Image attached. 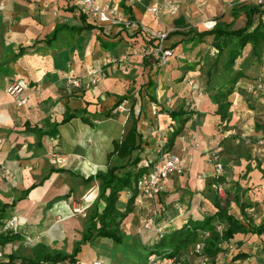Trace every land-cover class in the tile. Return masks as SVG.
I'll return each mask as SVG.
<instances>
[{
	"label": "crops",
	"instance_id": "1",
	"mask_svg": "<svg viewBox=\"0 0 264 264\" xmlns=\"http://www.w3.org/2000/svg\"><path fill=\"white\" fill-rule=\"evenodd\" d=\"M6 1L7 6L0 12V39L5 42V49L0 51V201L18 200L26 190L34 187L25 198L18 200L12 211V214L18 212L22 217L19 230L16 231L24 239L0 245L4 252L1 264H8V255L20 250V247H16L9 252L6 250L9 245L20 246L29 239L30 231L25 227V217H31L33 211V216H38L40 210H43L42 217L46 213V217L60 221L71 216V204L75 207L84 205L85 211L87 202L93 206L99 195V181L86 179L99 171H107L109 154L113 151L115 142L125 138L133 119H137L138 131L142 137L141 162L155 156L157 141L151 136L150 130L158 126L156 122L162 120L166 124V131L162 132L168 138L179 124L169 114H159L158 117L152 115L156 111L146 107L145 101L141 100L131 106L134 115L128 128L129 111L108 116V110L115 108L122 98L125 97L124 101L127 99L125 94L131 87L135 74H130L129 68L134 65L139 68L141 63L143 66L147 65V72L154 73L156 70L155 60L150 58L145 61V57L141 55L132 56L128 65L116 66L111 62L128 52L132 46L144 42L146 37L142 31L99 23L83 12L75 0ZM100 1L115 4L128 18L133 17L153 30L169 32L167 41L174 44L175 54L166 68L164 78L179 77L186 81L193 77L198 86L199 80H202V66L208 55H211L212 67H208L207 72L210 69H213L214 75L217 72L218 76H213L215 80L221 73L224 75L219 85L214 82L205 85L202 83L203 92L200 95L193 92L195 99H192V90L189 89L184 96L191 98L192 103L183 97L180 99L182 106L171 109L192 115L170 148L173 153L186 159L187 168L183 175H173L166 182L156 200L145 199L141 206H135L123 221V242L149 253L157 236L152 231L143 229L142 221L148 216L157 214V224L166 231H171L189 220H202L216 211L214 201L217 193L213 188L215 177L209 161L213 150H218L220 156L223 153L225 157L222 184L226 188V194L234 199L238 185L247 189L244 200L252 204L247 209L248 216L256 224H260L264 217L261 221H256L250 212L256 204L251 196L252 188L260 190L264 187V161L259 156L264 147L255 146L250 151L247 149L249 152L246 157H253L255 163L249 159L240 169L237 160L230 158L232 155L229 151L232 152L231 139L237 132L250 133L260 144L264 143V130L261 128L264 125V92L258 95L249 92V86L255 81L261 80L264 84V57L258 62L250 55L251 46L247 45L237 59L235 71H242L246 76L237 82L230 97L232 118L226 127L216 113L217 105L213 103L212 96L222 89L227 52L215 64L218 51L213 45V36L200 40L195 37V32L189 36L171 34L174 31L209 30L204 25L207 20L232 23L234 28L242 27L247 19L245 12L240 11L238 16H234L231 9L234 4L251 0H176L180 6L177 14L161 13L158 16L152 14L149 7L159 0ZM259 8L264 10V7ZM82 15H85L86 21L82 19ZM261 20L264 22V14H257L255 25ZM87 23L94 25V28L85 29L76 37L69 31H64L53 43L45 41L57 25L83 26ZM191 37L195 38L190 40ZM7 47H10V51ZM20 47H25V51L18 55ZM192 52L196 58L194 61L191 59ZM93 67L100 68L102 79L96 85L87 87V77ZM72 77L79 79L83 86L71 84ZM14 80H24L28 84L23 93L25 103L17 102L7 91L8 84ZM150 80L152 79L145 80L147 87L155 91L156 85L150 84ZM154 97L156 95L152 97L153 102ZM250 104L258 105L256 109L254 106L250 109ZM138 107L142 108L140 113L137 112ZM74 113L76 114L70 121L62 122L66 116ZM162 128L160 127L161 130ZM43 132L46 134L41 136ZM213 147L217 148L210 150ZM237 156L238 153L234 155ZM148 157L150 158L147 159ZM58 158L62 159L61 163ZM114 159L116 160L114 157L112 163L116 162ZM249 163L252 170L247 172ZM259 177L262 180H257ZM122 194L123 202L127 203V190ZM102 199L104 205L105 198ZM178 205L184 207L182 214L177 210ZM229 212L244 222L236 202H232ZM223 224L227 226L226 223ZM55 231L58 232V229ZM55 231L53 229L52 233ZM111 241L114 242L110 238L99 237L91 243L97 246L95 248L99 256H102V259H94V262L99 260L101 264H113L111 258H103L107 256L108 250L102 249L104 245L108 249L113 247ZM38 242L49 245L48 240H37L30 247V252L25 254H30L32 247ZM229 244L234 245V248L225 244L224 250L217 255H206L210 264H249V261L264 264L263 236L238 233ZM192 248L193 245L179 254L183 264H199L201 256L189 255ZM102 252L104 253L101 254ZM117 253L122 254L120 251ZM238 253L248 256L235 259ZM80 261L79 255L77 264ZM141 264L145 262L142 261Z\"/></svg>",
	"mask_w": 264,
	"mask_h": 264
},
{
	"label": "trees",
	"instance_id": "2",
	"mask_svg": "<svg viewBox=\"0 0 264 264\" xmlns=\"http://www.w3.org/2000/svg\"><path fill=\"white\" fill-rule=\"evenodd\" d=\"M240 11L245 12L247 19L245 25L239 28H234L232 23L219 21L210 30L202 32L194 30L174 31L171 33L189 36L195 32V37L197 36L200 40L213 36V45L218 51L215 64L221 60L224 52H227L224 61L225 80L222 89L212 96L213 103L217 105L216 113L220 116L221 123H225L226 127H228V123L232 118V101L230 97L235 90L237 82L246 76V73L242 71H235L237 59L241 56L247 45L251 46L250 55L258 62H261L264 57V22L261 20L255 25V16L257 14H264V10L251 2L238 3L232 6L231 13L234 16H238ZM82 19L86 21L85 15H82ZM130 19L135 18L130 17ZM88 28H94V25L89 23L83 26L57 25L45 41L48 44L53 43L58 35L64 31H69L73 37H76ZM195 37H191L190 40ZM24 51L25 47H20L18 55ZM149 83L153 84L154 82L150 80ZM124 99L125 97L115 106H118ZM153 100L157 103L156 97ZM162 110L179 122L178 126L174 128L171 137H169L168 146L172 148L175 138L182 133L185 124L190 120L192 115H187L182 110ZM75 114L66 116L62 122L70 121ZM137 122L136 118L133 119V123L125 138L122 141L115 142L114 149L109 154V167L107 171H99L86 179L87 181H99V195L97 201L91 207L81 239L75 242L72 251L68 252L60 248L51 247L44 242H38L32 247L30 254L22 253L20 250L10 253L8 255V264H77L83 247L99 237L110 238L115 243L123 242L122 224L135 208V198L138 194L136 184L141 174L146 170L145 167L139 166L142 160V137L138 131ZM261 128L264 130V125ZM44 134L46 132L41 133V136ZM114 157L116 158V162L112 163ZM259 166H261V163H259ZM251 170L252 167L249 163L246 171L249 172ZM215 181L222 183L224 179L221 176L215 179ZM33 187L26 190L18 200L25 198ZM125 190L132 191V194L127 200L125 210H121L117 203L122 192ZM236 190L234 199H231L228 194H226L225 198L216 194L214 201L216 211L212 215L202 220H189L181 227L167 231L162 237H157L150 251L168 248L172 250L173 255H179L184 249L192 245L194 246L200 240V235L208 232V237L204 239L205 247L203 254L205 256H215L223 251L224 244L230 243L238 233H252L264 237V218L260 224H256L248 216L247 209L252 204L244 200L247 189L238 185ZM102 198H105L103 207L100 206ZM18 200L11 202L0 201V229L6 220L11 218L12 211L15 209ZM233 201L239 205L244 222L229 212V207ZM214 220L224 222L227 226L219 230L213 222ZM23 239L24 236L16 230L0 231V245L2 246L22 241ZM247 256L245 253H238L235 259Z\"/></svg>",
	"mask_w": 264,
	"mask_h": 264
},
{
	"label": "built area",
	"instance_id": "3",
	"mask_svg": "<svg viewBox=\"0 0 264 264\" xmlns=\"http://www.w3.org/2000/svg\"><path fill=\"white\" fill-rule=\"evenodd\" d=\"M77 5L93 20L102 23L121 26L126 29H134L142 31L145 35V41L139 45L132 46L128 52L123 53L117 59L111 62L118 66L120 64L128 65L129 59L132 56L141 55L142 57L156 56L158 58L159 70L163 69L169 59L175 54V49L166 47L165 41L168 39L169 32L165 30H153L136 19L128 18L125 13L119 9L115 4L103 3L100 0H75ZM252 4L264 7V0H251ZM6 7L4 0H0V12ZM180 6L176 0H159L149 7V11L155 16L161 13L177 14ZM216 21L207 20L204 25L206 29H213ZM161 75V74H160ZM102 79L101 70L99 67H93L87 77V87H92L99 83ZM70 83L76 87H82L83 83L72 77ZM188 83L191 86L198 87L194 79L189 78ZM28 84L24 80H14L10 83L8 93L10 96L19 103H25L26 98L23 96ZM249 92L253 95H258L264 92V84L261 80L255 81L249 86ZM202 91L199 92L200 95ZM192 107V106H191ZM129 109L125 105V101L121 102L115 107L114 112H128ZM142 111L141 107H138L137 112ZM150 134L157 141V148L154 158L148 161H142L139 166H143L146 170L139 177L136 187L138 194L135 198V206H141L144 200L154 201L162 193L166 182L173 175L184 174L187 168V161L183 157L175 154L169 148V138L165 135L160 127L154 126L150 130ZM184 139V137H182ZM209 161L213 163L215 169V178H219L223 175L225 165L221 160L220 152L213 150L209 155ZM58 162H62V159L58 158ZM213 188L216 193L222 197L226 195V188L222 183L215 181ZM132 191L127 190L128 198L131 196ZM177 210L180 214L184 212V207L177 206ZM19 225V221L16 217H12L6 220L0 231H7L15 229ZM143 229L146 231H152L157 237H162L167 231L157 224V214L148 216L142 221ZM221 230L220 228H218ZM209 233L204 232L198 242H196L191 249L192 255L201 256L199 264H210L206 256L203 254L205 242L204 239L208 237ZM228 244V247L234 248V245ZM224 244V246H225ZM4 259V252L0 248V261ZM1 264V263H0ZM61 264V263H60ZM93 264H101L99 260ZM145 264H183L180 255H173L171 249L153 250L150 251L146 257Z\"/></svg>",
	"mask_w": 264,
	"mask_h": 264
},
{
	"label": "rangeland",
	"instance_id": "4",
	"mask_svg": "<svg viewBox=\"0 0 264 264\" xmlns=\"http://www.w3.org/2000/svg\"><path fill=\"white\" fill-rule=\"evenodd\" d=\"M4 1L7 6V1L6 0ZM4 44L5 42L0 39V51L1 52L5 49ZM165 45L166 47H170V48L174 47V44L168 42L167 40L165 41ZM205 48H208V47H205ZM7 50L10 51V47H7ZM191 56H192L191 59L193 58V61H194L195 57H193V52L191 53ZM150 58H153L156 63V70L154 73H152L151 71L147 72L145 70V67L147 65L143 66L141 65V63H140L139 68H137L136 65L129 68L130 74L131 73L132 74L135 73V74L132 77L133 81H132L131 87L127 90V93L125 94V96H127V99L125 100V105L129 109L128 113H130V116H129L130 118L126 125L127 128L129 127L131 120H132V116L134 115L133 110L131 109V106L136 101L138 100H141L143 102L145 101L146 107H151L153 111L154 110L156 111V113L152 115L158 117L159 114H163V116H166L167 113L164 112L162 109L164 110L179 109L183 104L182 100L180 99L185 97L184 95L185 93H187V91H189V89L192 90V94H191L193 95L192 99H195L193 92L196 91L198 95L200 91L203 92V88L205 84H211L212 82H214L215 85H219V83L223 80V77H224L223 73H221L219 75L220 77L215 80V78L213 79V76H218V73L216 72V75H214V73L212 72L213 69H210L209 73L207 72L208 67L210 66L212 67V60L210 59L211 55H208L206 57L205 63L202 66L203 67V70H201L202 75H200V79L202 78V80H199L198 87L191 86L188 83L189 78L186 81H184L183 78H179V77L177 78H168V77L166 78L165 77L164 78L166 74V68L170 64L172 58H170L168 63L165 66H163V69H161V71L159 70L158 58H156V56L145 57L144 60L148 61V59ZM149 78L152 79L156 85L155 91H153L152 88L147 87V82H145V80ZM191 78L193 79V77ZM202 83L204 84L203 86H202ZM9 85L10 84H8L7 91H8ZM171 86H174V89H171ZM153 95H156L157 103L152 101ZM185 98H187V101L191 99L188 96H186ZM191 103L192 102L190 100V104ZM257 105L250 104L249 107L251 109L254 106V109H256ZM113 108L107 111L108 116H117L118 114H120V112H114L115 108L114 109ZM122 113H126V112H122ZM156 124H158V127H163L162 131H166V124L162 120L157 121ZM123 135L124 133L121 134L119 138L122 137ZM233 135L234 136L231 139L232 152L229 151V153L232 155L230 158H234L237 160L238 169L244 167L246 161L249 159L252 160V163H255V161H253L254 160L253 157H246V154L255 146H258L259 148L264 147V143L260 144L258 140H255L253 138L254 135L250 133L249 134H239L237 132L236 134H233ZM215 148L217 147H213L210 150L215 149ZM247 149H249V151ZM237 153H238V156L234 157V155ZM259 156L262 157V160L264 161V150H262ZM149 158L150 157H148L147 159ZM221 160L224 163V165H226V161H225V157L223 156V153L221 155ZM114 161L116 160L114 159ZM210 164L212 166V171L215 177L214 165L211 162ZM257 180H262V179L261 177H259L257 178ZM251 196L253 198V201L256 202V204L254 205V210L250 212V215H252L256 221H261L262 218L264 217V187L260 188V190H256L255 188H252ZM103 203H104V199H101L100 206H103ZM117 205L120 209L125 210L126 203L123 202V194L120 196ZM71 206H72V211H73L71 216H69L68 218H63L60 221H58V219L46 217V213L44 217H42L43 214H41L42 213L41 211L43 210H40L38 216H33V213H35V211H33L31 217H28V218L25 217L27 219L25 227H28L27 229L28 231H30L29 239H27L25 242H22L21 243L22 245L20 246H16L18 244L9 245L6 248V250L10 252L12 250L14 251L16 247H20V251L24 253H29L30 247L32 246V244L35 243L37 240L43 239V240H48L49 245L51 247H57V248H62L65 251H71L75 240L81 237L82 230L87 224L88 215L90 213L92 204H90V202H87L86 211L84 209V205H82L81 207H78V206L75 207L74 205L71 204ZM12 217H16L20 225V223L22 222V217L19 215V213L14 212L11 218ZM215 224L220 229L225 227V225L222 222H215ZM19 225L15 229L13 228V230H19V227H20ZM53 229L54 231L58 229V232L55 231L56 233L55 232L52 233ZM111 243H113L114 245L113 247L108 249L106 245H104L102 249L108 250V253L106 254L107 256H104L103 258L105 259L107 257L111 258V260L114 261L113 264H141L142 261L143 262L146 261L148 252L145 249L139 248L138 246L130 245L126 241L122 243H114L111 241ZM254 245H257V243H254ZM95 247L97 246L91 243L87 244L84 247L83 251L80 254L81 261L79 264H93L94 259L102 257V256H99L100 254L98 253ZM117 251H120L122 254H118ZM103 253L104 252H102L101 254ZM189 255H191V251ZM192 256H195V255H192ZM249 264H253V262L249 261Z\"/></svg>",
	"mask_w": 264,
	"mask_h": 264
},
{
	"label": "bare ground",
	"instance_id": "5",
	"mask_svg": "<svg viewBox=\"0 0 264 264\" xmlns=\"http://www.w3.org/2000/svg\"><path fill=\"white\" fill-rule=\"evenodd\" d=\"M83 194H85V192H83Z\"/></svg>",
	"mask_w": 264,
	"mask_h": 264
}]
</instances>
